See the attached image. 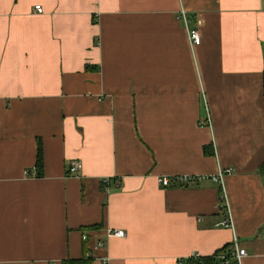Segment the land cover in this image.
<instances>
[{
  "label": "crops",
  "instance_id": "0c3cea01",
  "mask_svg": "<svg viewBox=\"0 0 264 264\" xmlns=\"http://www.w3.org/2000/svg\"><path fill=\"white\" fill-rule=\"evenodd\" d=\"M263 163L264 0H0V264H264Z\"/></svg>",
  "mask_w": 264,
  "mask_h": 264
},
{
  "label": "built area",
  "instance_id": "2783aa9c",
  "mask_svg": "<svg viewBox=\"0 0 264 264\" xmlns=\"http://www.w3.org/2000/svg\"><path fill=\"white\" fill-rule=\"evenodd\" d=\"M35 10L37 13H43V9L41 6H36L35 7ZM190 41L192 42L193 45H199L201 43V37L200 35L196 32V31H192L190 33ZM83 168V165L82 163H80L79 161H74L71 166H70V169H69V172L70 174H77L78 172H80ZM232 171L231 170H226V171H222L220 172L219 174V177H218V181L221 182L222 178L224 175H227V174H231ZM191 180H194V179H189V178H183V179H173V180H170V179H162L160 180L161 184L163 186H170L172 184V182H187V181H191ZM223 201L225 200V196L222 197ZM222 208L226 210L227 212V217L226 219L220 224V227H223V228H230V229H233V223H232V219H231V216H230V212H229V209H228V206H223L222 205ZM89 234L90 232H87L85 231L83 233V240L84 241H88L89 240ZM127 237V233L123 230H116V229H109L107 230L106 232V235H105V238L106 239H111V238H118V239H125ZM105 248V243L103 240H99V242L97 243L95 249L97 251L99 250H103ZM246 251L244 249H241L240 246H239V241L238 239L235 237L234 238V242H233V252L231 253V258L230 256L228 257H221L222 261H223V264H241V261L242 259L246 256ZM198 256V255H196ZM86 259L89 260V261H92V257H91V254L88 253L86 255ZM109 257H103L101 258V261H102V264H109ZM233 262V263H232Z\"/></svg>",
  "mask_w": 264,
  "mask_h": 264
},
{
  "label": "trees",
  "instance_id": "16d2710c",
  "mask_svg": "<svg viewBox=\"0 0 264 264\" xmlns=\"http://www.w3.org/2000/svg\"><path fill=\"white\" fill-rule=\"evenodd\" d=\"M38 167L41 169L43 166V156H42V148L39 145L38 146ZM261 171L264 173V163L261 166ZM232 246H227L224 247L223 249L217 251L214 255L209 256V257H202V256H192L189 257L188 259H184L180 261V264H223V261L221 260L222 256L224 257H229L231 258V253L233 252ZM85 263H90L89 260L82 259L80 261H70L64 264H85Z\"/></svg>",
  "mask_w": 264,
  "mask_h": 264
}]
</instances>
